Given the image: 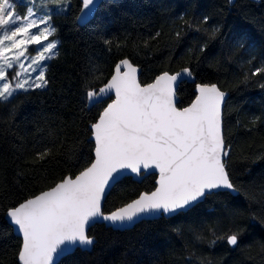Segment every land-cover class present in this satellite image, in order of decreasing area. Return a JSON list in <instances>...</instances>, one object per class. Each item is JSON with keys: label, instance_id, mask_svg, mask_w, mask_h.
<instances>
[{"label": "trees", "instance_id": "16d2710c", "mask_svg": "<svg viewBox=\"0 0 264 264\" xmlns=\"http://www.w3.org/2000/svg\"><path fill=\"white\" fill-rule=\"evenodd\" d=\"M102 5L87 23L78 20L82 0L54 13L59 54L47 64V86L0 102V264H21L22 238L7 222L8 210L93 162L91 124L111 97L90 106L86 92L105 84L126 57L142 68L143 84L189 67L196 82L180 84V107L195 98L197 82L229 92L226 167L240 194L209 197L184 214L144 219L128 229L97 224L90 230L94 246L59 264H264V0ZM256 69L261 71L253 75ZM155 187V173L141 181L126 176L104 210ZM232 234L237 246L227 243Z\"/></svg>", "mask_w": 264, "mask_h": 264}, {"label": "snow or ice", "instance_id": "6c2138e0", "mask_svg": "<svg viewBox=\"0 0 264 264\" xmlns=\"http://www.w3.org/2000/svg\"><path fill=\"white\" fill-rule=\"evenodd\" d=\"M17 2L26 7L23 17L10 0H0V102L32 88H45L47 61L59 54V41L48 40L56 31L50 13L33 18V7L28 6L32 0ZM47 3L63 10L69 0H40L41 7ZM102 6L101 0H82L78 20L86 22ZM28 45L36 46L37 55H26ZM22 58L29 61L27 67ZM121 65L127 69L123 73ZM260 71L256 69L253 75ZM192 77L191 69L184 68L172 75L165 72L141 86L137 68L125 59L106 85L86 92L93 106L115 96L92 125L94 162L75 179L65 178L6 213L7 222L22 235L18 254L22 264H59L77 249L90 250L95 238L88 233L97 224L126 228L148 217L184 214L222 193L240 194L226 169L230 148L222 134L226 93L215 84H203L191 106L179 110L174 105L175 87ZM47 154L45 150L38 155L43 159ZM156 169L159 186L155 191L142 193L108 214L102 212L106 189L112 184L125 175L142 180ZM227 243L237 246L238 235H230Z\"/></svg>", "mask_w": 264, "mask_h": 264}, {"label": "water", "instance_id": "95a60500", "mask_svg": "<svg viewBox=\"0 0 264 264\" xmlns=\"http://www.w3.org/2000/svg\"><path fill=\"white\" fill-rule=\"evenodd\" d=\"M102 1H103V0H101V3H102ZM95 12H96V11H95ZM95 12H94V15H95ZM80 15H81V12H80V14H79V17H80ZM94 15H93V16H94ZM92 18H93V17L89 18L86 22H82V23H87V22L90 21ZM79 21H80V20H79ZM80 22H81V21H80ZM125 59H128V60L132 63V65H133L134 67L137 68V79H138V82L141 84V86H146L147 84L153 83V82L155 81L156 77H158V76L162 75L163 73H165V72L160 73V74H158V75H157L152 81L143 84V83L141 82V80H140V75H141L142 68H141L139 65L133 63L128 57L123 58V59H120V60L117 62L116 66H117L122 60H125ZM116 66H115V68H114V72H113L112 76L116 74ZM184 68H189V67H184ZM184 68H182V69H184ZM182 69H180V70H178V71H176V72H174V73H171V72H169V71H166V72L169 73L170 75H172V74H175V73H177V72H180ZM189 69H190V68H189ZM126 70H127V69H126L123 65H121L120 71L123 73V72L126 71ZM191 71H192V70H191ZM192 73H193V72H192ZM112 76H111V77L108 79V81H107L105 84H103L101 87H103L104 85H106V84L111 80ZM184 81L196 82V76H195V74H193L192 79H186V80H184ZM203 84H208V85L215 84V85H217V87H218L221 91H223V92L226 93V96H225V102H224V105H223V107H222V134H223V138H224V122H223V115H224V107H225V103H226L227 98L229 97V92L226 91V90L221 89V88L219 87L218 84H216V83H202V82H197V83H196V86H195V88H194L195 93H196L195 98H194V99H193L188 105H186V106H184V107H180V106L178 105V103H179L178 88H179V86H180V84H178V86L175 87L174 105H175V107H176L177 109H179V110H183L184 108L191 106V104L195 101L196 97L199 95L198 86H199V85H203ZM101 87H100V88H101ZM107 99H109V98H107ZM107 99H106V100H107ZM114 99H115V96H114V94H113V95L111 96V99L108 101L107 105L110 104V103H112V101H113ZM89 105L92 106V104H91L90 102H89ZM107 105L103 108V110L107 107ZM103 110L101 111L100 115L102 114ZM100 115L98 116L97 120H96L94 123L91 124V129H92V125L95 124L96 122H98ZM90 137H91V139L94 141V137H93V129H92V134H91ZM224 142H225V138H224ZM225 146H226V142H225ZM226 147H227V146H226ZM94 160H95V157H94ZM94 160H93V162H94ZM93 162H92V163H93ZM90 166H91V164H90L89 166H87V167H90ZM87 167H86V168H87ZM86 168H85V169H86ZM85 169H83L82 171H84ZM226 169H227V167H226ZM82 171H81V172H82ZM154 173L156 174V187H155L153 190H151V191H143L142 193H145V192H147V193H151L152 191H155L156 188L159 186V184H158V181H159V170L156 169ZM79 174H80V173H78L76 176H78ZM76 176L72 177L71 175H68V176H66L65 178H72V179H75ZM126 176H132L133 179H135V180H137V181H141V178H140V177H137L136 175H125V176H123L120 180H122V179H123L124 177H126ZM63 180H64V179H63ZM63 180L59 181L58 183H61ZM120 180H119V181H120ZM58 183H57V184H58ZM57 184H55L54 186H52V187H50V188H48V189H46V190L41 191V192L38 193L37 195H40L42 192H45V191H50V190H51L52 188H54ZM115 184H116V183L112 184L111 187H109V188L106 189V198H105L104 201H102V204H101V210H102V212H104L105 214H108V213H110V212H112V211H115V210H117L118 208L123 207L124 205H126V204L132 202L133 200H135V199H137V198L139 197V196H137V197L134 198L133 200L129 201L128 203H126V204H124V205H122V206H120V207H118V208H116V209H114V210H111V211H105V210H104L105 201H106V199H107L109 193L111 192V190H112V188L114 187ZM142 193H141V194H142ZM37 195H34V196L30 197V198H34V197L37 196ZM30 198H28V199H30ZM26 200H27V199H26ZM26 200H24V201H26ZM24 201H23V202H24ZM21 203H22V202H21ZM158 217H160V216H158ZM158 217H148V218H145V219H155V218H158ZM167 217H169V216H167ZM143 220H144V219H143ZM138 222H140V221H137V222H135V223H133V224L127 226L126 228H117V227H113V228H115V229H128V228H132V227H133L135 224H137ZM15 232H16V231H15ZM16 233H17V232H16ZM17 234L22 238V235H21V234H19V233H17ZM88 234L90 235V231H89ZM90 236H92V235H90ZM93 237H94V236H93ZM94 238H95V237H94ZM95 242H96V238H95ZM92 247H93V246H92ZM20 251H21V250H20ZM20 262H21V261H20ZM59 262H60V261H59ZM21 264H22V262H21Z\"/></svg>", "mask_w": 264, "mask_h": 264}, {"label": "rangeland", "instance_id": "374dc122", "mask_svg": "<svg viewBox=\"0 0 264 264\" xmlns=\"http://www.w3.org/2000/svg\"><path fill=\"white\" fill-rule=\"evenodd\" d=\"M10 2L15 4L16 13L20 14L23 17V15L26 13V7L21 6V4L17 2V0H10ZM70 2H71V0H69V3L63 8V10H61L60 5H58V4L54 5V4H51V3H47L44 7H41L40 0H32V3L29 4L28 6L29 7H33V12H34V17L33 18H38L39 16H43L45 13H50V21H51V24L53 25L54 13L67 11L69 6H70ZM41 27H43V26H41ZM31 32H35V29L31 30ZM0 34H2V33H0ZM21 38L22 37H17V39H21ZM48 40L49 41H57V40L59 41V39L53 38L52 36H50L48 38ZM44 43H47V41H44ZM35 47H36L35 45H28L27 46L28 50H27L26 55L32 56V57L37 55V53L35 51H33V49ZM57 47H58V45H57ZM21 62L25 64V67L28 66V63H29L28 60H25L24 58H22ZM48 62L49 61H47V64H48ZM16 70L17 71H21L18 67H17ZM29 71H31V70L29 69ZM10 73H11V70H9V77L8 78L11 79L12 84L14 86L15 80L11 78V74ZM32 75L34 77L35 73H33ZM45 78H46V71H45Z\"/></svg>", "mask_w": 264, "mask_h": 264}]
</instances>
